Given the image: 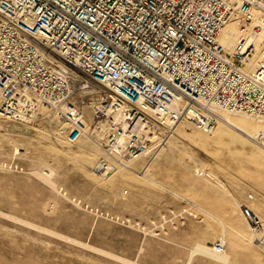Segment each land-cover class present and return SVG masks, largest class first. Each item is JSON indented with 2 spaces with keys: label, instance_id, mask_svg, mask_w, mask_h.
I'll list each match as a JSON object with an SVG mask.
<instances>
[{
  "label": "built area",
  "instance_id": "obj_1",
  "mask_svg": "<svg viewBox=\"0 0 264 264\" xmlns=\"http://www.w3.org/2000/svg\"><path fill=\"white\" fill-rule=\"evenodd\" d=\"M232 20L244 32L229 52L218 37ZM263 23L264 0H0V120L91 137L100 177L181 122L211 132L216 109L264 121V59L246 69ZM239 212L264 251V223L246 203Z\"/></svg>",
  "mask_w": 264,
  "mask_h": 264
},
{
  "label": "rangeland",
  "instance_id": "obj_2",
  "mask_svg": "<svg viewBox=\"0 0 264 264\" xmlns=\"http://www.w3.org/2000/svg\"><path fill=\"white\" fill-rule=\"evenodd\" d=\"M197 130L181 123L150 157L99 178L91 137L68 144L45 118L0 120V212L72 239L0 214V264H186L196 243L222 240L228 262L195 253L188 264H264L238 210L246 202L264 222V150L218 123L213 134ZM146 162L149 180L137 174ZM50 169L55 188L31 174Z\"/></svg>",
  "mask_w": 264,
  "mask_h": 264
},
{
  "label": "bare ground",
  "instance_id": "obj_3",
  "mask_svg": "<svg viewBox=\"0 0 264 264\" xmlns=\"http://www.w3.org/2000/svg\"><path fill=\"white\" fill-rule=\"evenodd\" d=\"M244 31H242V25L240 24V22L238 20H232L230 22L227 23L226 27L224 28L223 32L221 33V35L218 37V42L229 52L232 51L234 45L236 44L237 42V39L239 38V36L243 33ZM264 36V23H263V32L262 34L254 39L255 41V47H256V51L255 53L253 54V57L250 59V61L248 62V64L246 65V69H252L255 64L261 60L264 59V54H261V51L259 50L258 48V43L261 41V39L263 38ZM74 71L76 73H80V71L77 69V68H73ZM91 106V103L89 101L86 102V106ZM215 113H216V120H217V123L220 125V126H224V127H231L233 130L237 131L239 134H241V136L247 140L248 142H253L255 143L257 146H259L261 149L264 150V138L262 139V142L261 143H257L255 141V138L257 136H264V121H260V120H256L252 117H250L249 115L247 114H244V113H239V112H229V111H225V110H221V109H216L215 110ZM48 114V113H46ZM31 123V122H29ZM181 123H187L189 124V122H181ZM181 123L177 124L176 126H174L173 130H172V133L170 135L167 136L166 140L165 141H162L159 143L158 145V148L156 149V151L162 147L175 133V131L178 129V127L181 125ZM191 125V124H190ZM216 127V126H215ZM196 128V127H195ZM183 129V128H182ZM198 129V128H197ZM215 129V128H214ZM214 129L211 131V132H206V131H203L201 129L197 130L203 134H208V133H212L214 131ZM178 134L180 135H185L184 133V130L178 132ZM199 133L196 132L195 135H198ZM213 134V133H212ZM202 135V134H201ZM60 139V138H59ZM83 139V138H82ZM80 139V140H82ZM79 140V141H80ZM67 143V142H66ZM96 145L97 143L94 142ZM70 144V143H68ZM97 147H99L97 145ZM166 148V147H165ZM155 151V152H156ZM152 153V152H151ZM102 154V153H101ZM100 154V156H101ZM150 154L147 153L145 155H140L138 157H135L131 160L128 161V167H125V168H122L120 170H118L116 173L122 171V170H128L130 168V166L135 163V161H139L141 160L142 161V158L144 156H149ZM99 156V157H100ZM150 157V156H149ZM150 159V158H149ZM98 161V159H97ZM96 161V163H97ZM95 163V164H96ZM139 163V162H138ZM146 164V165H145ZM143 168L140 169L141 172H138L137 174H139L140 178H145V179H148L147 178V170H148V167L151 165V163H145ZM139 165V164H138ZM2 166H4V164H2ZM137 167V166H136ZM142 166H140L141 168ZM137 169V168H136ZM51 170V169H50ZM133 170V169H132ZM194 172H196V176L198 178H201V179H204L206 181H214L213 184H215L216 186H221V184H219V179H217L216 175L214 173H212L210 170L208 169H205L204 167H201V166H196L194 167ZM53 171L51 170L50 172L48 173H45L44 170H35V171H31V174L35 175L38 179H40L42 182H44L46 185L52 187V188H55V183L53 182L52 180V176H53ZM92 173H93V168H92ZM115 173V174H116ZM199 173H203L204 175H199ZM94 174V173H93ZM205 174H207V176H205ZM95 175V174H94ZM114 175V174H113ZM96 177H99V178H107V177H100L98 175H95ZM112 176V175H111ZM209 176V177H208ZM110 177V176H109ZM149 180V179H148ZM151 182V181H150ZM211 183V182H209ZM223 185V184H222ZM253 198V197H252ZM249 200V199H248ZM250 201V200H249ZM246 203V202H245ZM248 205V204H247ZM249 206V205H248ZM250 207V206H249ZM238 210H239V205H238ZM240 213V212H239ZM0 214H4L6 217H10V218H13L14 220H17L21 223H27L28 225L30 224L31 226L33 225L32 223L30 222H26V221H23L19 218H16L12 215H9V214H5V213H1ZM242 216V215H241ZM244 220V219H243ZM261 220V219H260ZM262 221V220H261ZM245 222V220H244ZM263 222V221H262ZM264 223V222H263ZM245 225L247 227V224L245 222ZM35 225H33L34 227ZM35 227H38V226H35ZM234 227V226H232ZM41 229L46 230L47 232H50V233H53L54 235L56 234V236L59 235V237H64V238H67V240H72L66 236H63L61 234H58L54 231H51V230H47V229H44V228H41V227H38ZM247 230L249 232V229L247 227ZM231 231V230H230ZM236 231V230H234ZM232 232V231H231ZM236 233V232H235ZM237 235V234H236ZM250 235V233H249ZM251 236V235H250ZM252 239V237H251ZM78 243V242H77ZM222 244H224V241L222 240ZM221 244V245H222ZM253 244V243H252ZM254 245V244H253ZM255 246V245H254ZM256 247V246H255ZM257 249L261 250L260 248L256 247ZM262 251V250H261ZM264 252V251H263ZM200 254V255H204L206 257H209V258H212L218 262H221V263H226L229 261L230 259V255H229V252L228 250L226 249H223L222 251H216V249L213 247H210V246H207L205 244H201V243H196L194 245V247H191L190 249V254H189V259L187 261L186 264L189 263L190 259H191V256L193 254ZM124 260V259H123ZM129 263V262H128ZM133 263V262H132Z\"/></svg>",
  "mask_w": 264,
  "mask_h": 264
}]
</instances>
